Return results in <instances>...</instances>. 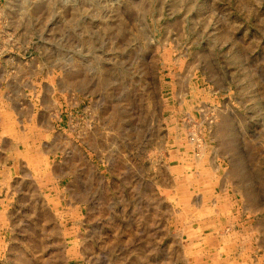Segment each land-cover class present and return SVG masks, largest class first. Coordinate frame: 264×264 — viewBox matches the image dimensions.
<instances>
[{
	"label": "rangeland",
	"instance_id": "obj_1",
	"mask_svg": "<svg viewBox=\"0 0 264 264\" xmlns=\"http://www.w3.org/2000/svg\"><path fill=\"white\" fill-rule=\"evenodd\" d=\"M0 110V264H264V0H0Z\"/></svg>",
	"mask_w": 264,
	"mask_h": 264
},
{
	"label": "crops",
	"instance_id": "obj_2",
	"mask_svg": "<svg viewBox=\"0 0 264 264\" xmlns=\"http://www.w3.org/2000/svg\"><path fill=\"white\" fill-rule=\"evenodd\" d=\"M0 111V139L2 135L4 138H11L10 136L14 135V130L11 131V129L7 126L10 118L6 115L5 110ZM248 136H250L249 132H214L210 135V139H208V143L210 144L205 145V150L206 152H208V155H210V157L211 153L214 154L215 157L219 156L220 162L218 165L222 170L224 169V172L220 179V182L225 185L222 191L226 190L227 193L230 192L233 200L240 201V205H236V207H240V211L242 212L237 214L236 217L245 216L246 221L248 220L249 226L250 224H262L264 223V219L262 220V218L259 217L258 212L253 211L257 210L255 208H258L260 205H250L251 200H259L258 197L260 196V194L256 193L255 191L252 193H250V191L244 192L243 190L238 188V185L242 184L241 182H244L245 179L246 184L250 186L256 184V180H254V178L250 176V171L252 170V163H250V160H247L248 158L245 156V153L247 151V145L245 144V140L243 139V137L246 138ZM8 142H10V140ZM2 148H4V146H1L0 140V152ZM239 153H242L243 156H235V154ZM221 162H224V167L221 166ZM217 167L214 168V170L217 169V171H219L220 169ZM214 170L210 168L208 173L205 171L200 173V179L197 180L199 181L197 184H214L215 179H213V175H215L216 172ZM230 209L233 212L236 211L235 206L231 207ZM224 212V216H228L227 210L224 209ZM256 232L263 233V230L260 226H255L252 229L251 236L255 235Z\"/></svg>",
	"mask_w": 264,
	"mask_h": 264
}]
</instances>
